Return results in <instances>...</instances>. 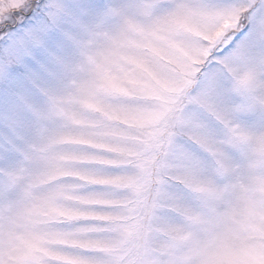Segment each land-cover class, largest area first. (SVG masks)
I'll use <instances>...</instances> for the list:
<instances>
[{
  "label": "snow or ice",
  "instance_id": "1",
  "mask_svg": "<svg viewBox=\"0 0 264 264\" xmlns=\"http://www.w3.org/2000/svg\"><path fill=\"white\" fill-rule=\"evenodd\" d=\"M0 264H264V0H0Z\"/></svg>",
  "mask_w": 264,
  "mask_h": 264
}]
</instances>
